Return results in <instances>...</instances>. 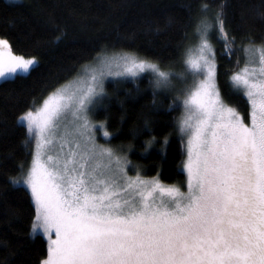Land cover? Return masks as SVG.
<instances>
[{
    "label": "snow or ice",
    "instance_id": "snow-or-ice-1",
    "mask_svg": "<svg viewBox=\"0 0 264 264\" xmlns=\"http://www.w3.org/2000/svg\"><path fill=\"white\" fill-rule=\"evenodd\" d=\"M200 13L198 43L186 50L183 72L131 53L104 55L99 68L83 67L75 89H57L18 118L34 149L26 173L21 165L11 182L30 190L33 234L49 241L41 264H264V44L249 42L244 66L231 76L249 104L246 122L217 86L213 33L229 56L235 42L223 5L212 12L204 2ZM35 64L0 38V79L28 74ZM145 72L157 89H171L174 79L185 84L178 127L187 138L186 192L139 171L130 176L127 157L96 141L88 113L104 77ZM70 109L74 127L61 131Z\"/></svg>",
    "mask_w": 264,
    "mask_h": 264
},
{
    "label": "trees",
    "instance_id": "trees-1",
    "mask_svg": "<svg viewBox=\"0 0 264 264\" xmlns=\"http://www.w3.org/2000/svg\"><path fill=\"white\" fill-rule=\"evenodd\" d=\"M204 2L212 12L223 5L235 42L230 56L224 43L217 44V86L225 103L248 122L247 98L233 87L231 76L245 63L249 42L264 44V0H0V38L14 54L38 60L28 74L0 82V264H41L48 255L45 238L32 234L35 207L29 191L11 182L21 176V165L26 173L33 154L18 118L102 53H131L179 70L196 40ZM151 81L150 74L107 81L91 116L110 133L103 144L131 162L128 174L139 171L183 191L180 104L173 89H157Z\"/></svg>",
    "mask_w": 264,
    "mask_h": 264
},
{
    "label": "rangeland",
    "instance_id": "rangeland-1",
    "mask_svg": "<svg viewBox=\"0 0 264 264\" xmlns=\"http://www.w3.org/2000/svg\"><path fill=\"white\" fill-rule=\"evenodd\" d=\"M6 1L9 2V3H20V2H22V0H6ZM217 36H218L217 33H213L212 43H213V46H214L215 49H216V47H217V44H223V43H224L223 40L218 39ZM195 37H196V40H195L194 44L192 45L193 47L198 43V39H197L196 34H195ZM187 49H188V48H187ZM187 49H186V50H187ZM185 53H186V52H185ZM104 55L111 56L112 53H102V54L98 55V56H97V57H96L91 63H89V64H87V65H89V66H95V67L99 68V67H100L99 60H100L101 57L104 56ZM25 58H29V57H25ZM243 58H244V60H245V54H244V51H243ZM184 60H185V57H184V59H183V63H182L181 68H180L179 70H172V69H170V68H166V67H161V68H162V69H166V70H171L173 73L179 74V73H181V72H183V71L185 70ZM37 63H38V60L36 59V64H35V66L37 65ZM243 66H244V64H243L240 68H242ZM32 68H33V67H32ZM240 68H239V69H240ZM238 71H239V70H238ZM81 72H82V70H81ZM81 72H80V73H79V74H78L73 80H71V81L65 83L63 86H61V87H59V88H62V87H68L69 89H75L76 86H77L78 79H79V76H80ZM148 74H150L151 77H152V73H151V72H145V73H142L140 76H142V75H148ZM20 75H25V74H20ZM140 76H138V77H140ZM138 77H137V78H138ZM123 78H131V77H123V76H121V77H117V76H105V77H104V86H105V83H106L107 81H115V80H120V79H123ZM9 79H11V78H9ZM2 81H4V80L0 79V82H2ZM184 87H185V84H184V82H183L182 80L174 79V80H173V87H172L171 89H169L170 91H172V89L175 91V97H176L177 101L179 102V104H181V100L178 99V93H180V92L183 90ZM59 88H58V89H59ZM56 90H57V89H56ZM56 90H55L53 93H55ZM240 91L244 94L243 90H240ZM53 93H52V94H53ZM103 94H104V91H103ZM103 94H102L100 97H98V99L101 98V97L103 96ZM50 95H51V94H50ZM50 95H49V96H50ZM49 96H48V97H49ZM244 96H245V95H244ZM48 97H47V98H48ZM245 97H246V96H245ZM47 98H46V99H47ZM98 99H97V100H98ZM96 102H97V101H96ZM42 104H43V102L40 104L39 107H41ZM95 105H96V103H95L94 105H92L91 110H90L89 113H88V117H89L90 121H91L94 125H96L95 136H96V141H97V143L100 144V145H104V146H106L105 144H103L104 142H102V141L108 139L109 137H108V138H105V137H104V135H103V130H101L100 127H99V125H100L101 123H97V122H95V121L92 119V116H91L92 110L94 109ZM37 108H38V107H37ZM181 115H182V107H180V112H179V115H178V121H179V118L181 117ZM60 123H61V131H64L65 126H66L67 129H69V130H71V129L74 127V123H75V121H74V113H73V109H70V110L68 111L67 115L64 116V117L62 118V120H61ZM186 141H187V138L185 137V146H186ZM30 143H31L32 149H34V141H32V142H30ZM32 155H33V154H32ZM186 158H187V150H186L185 160H186ZM30 165H31V164H30ZM184 173H185V175H186V181H187V174H186L185 171H184ZM129 175H130V176H135L136 173H132V174H129ZM21 185L24 186V187L29 191V193H30V190L27 188V186L23 185L22 183H21ZM183 191H185V192L187 191V182H186L185 189H184ZM30 195H31V193H30ZM31 198H32V196H31ZM32 201H33V200H32ZM32 234H33V231H32ZM36 234H40V233H36ZM40 235H42V234H40ZM42 236H43V235H42ZM43 237H44V236H43ZM44 238H45V237H44ZM53 238H54V233H53ZM45 240H46L47 247H48V245H49V241L47 240V238H45Z\"/></svg>",
    "mask_w": 264,
    "mask_h": 264
}]
</instances>
